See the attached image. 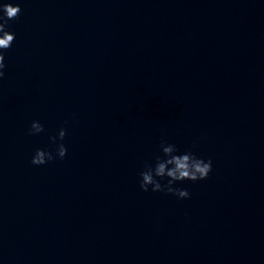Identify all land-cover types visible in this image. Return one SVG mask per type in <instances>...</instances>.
I'll return each mask as SVG.
<instances>
[{
  "label": "water",
  "instance_id": "95a60500",
  "mask_svg": "<svg viewBox=\"0 0 264 264\" xmlns=\"http://www.w3.org/2000/svg\"><path fill=\"white\" fill-rule=\"evenodd\" d=\"M9 2L0 264H264V0ZM161 140L189 199L140 188Z\"/></svg>",
  "mask_w": 264,
  "mask_h": 264
},
{
  "label": "clouds",
  "instance_id": "9594fccd",
  "mask_svg": "<svg viewBox=\"0 0 264 264\" xmlns=\"http://www.w3.org/2000/svg\"><path fill=\"white\" fill-rule=\"evenodd\" d=\"M22 9L18 4L4 3L0 5V79L5 76V64L4 51L9 49L16 37L15 34L8 31V21L16 19ZM44 125L36 120L33 121L30 129V135H38L44 132ZM67 134V129L61 128L59 131V140L56 146V154L53 155L51 151L45 149H37L33 158L32 164L44 165L49 161L59 157L63 159L66 157L68 149L62 141ZM52 141L57 140L56 136H53ZM160 149L163 156H157L155 165L146 163L144 170L139 173L140 175V188L148 192H164L166 194H173L180 199H189L191 194L187 189H181L175 187L178 182L185 180L197 182L205 180L212 172V160H204L198 157L192 151H185L179 153V149L174 144H170L165 140H161ZM166 179V183H161Z\"/></svg>",
  "mask_w": 264,
  "mask_h": 264
}]
</instances>
